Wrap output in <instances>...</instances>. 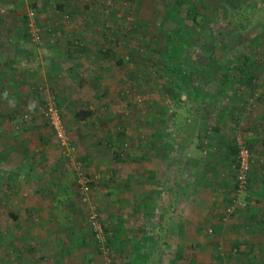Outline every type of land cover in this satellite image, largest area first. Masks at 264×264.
Here are the masks:
<instances>
[{
  "label": "rangeland",
  "instance_id": "1",
  "mask_svg": "<svg viewBox=\"0 0 264 264\" xmlns=\"http://www.w3.org/2000/svg\"><path fill=\"white\" fill-rule=\"evenodd\" d=\"M94 1L112 55L88 58V70L66 84L63 74L44 82L37 60L24 53L9 61L16 84H0V264H66L65 251L79 264L90 257L106 264L88 224L91 208L113 242L110 264H169L196 255L193 247L207 238L219 246L201 257L228 264L233 242L250 235L247 216L264 214V0ZM55 3L0 0V49L20 45L29 10L41 28L60 18L75 30L76 19ZM53 99L75 149L70 160L42 115ZM79 111L92 115L79 121ZM238 140L253 158L248 190L234 202ZM75 165L97 179L90 203L79 198ZM168 194L173 223L187 214L195 228L185 244L178 228H159ZM258 220L264 224V216Z\"/></svg>",
  "mask_w": 264,
  "mask_h": 264
},
{
  "label": "crops",
  "instance_id": "2",
  "mask_svg": "<svg viewBox=\"0 0 264 264\" xmlns=\"http://www.w3.org/2000/svg\"><path fill=\"white\" fill-rule=\"evenodd\" d=\"M60 0H56L57 3H55L56 8L62 7L63 9H58L61 12H67L76 19L75 21V30H72V27H66L63 25L60 21V18H58V22L53 19L51 22L48 20H44L41 22L42 28L48 29L51 23L52 26L49 29H54L55 32V39L51 38L50 30L48 29V33L43 34V40H44V46L41 48H35V49H29L27 48L30 46V39L25 35V32L20 34L18 37H16L17 42L20 43V45L13 47V49L6 48V49H0L1 54L5 55L4 60L0 63V84H16L15 74L18 72L14 69L13 66H10L9 61L13 60L15 58H23L26 53L29 55H33L34 58L37 60L40 69H42V78L43 81L46 82L47 80L51 81L55 78L56 75L63 74L66 77V84H70L71 80L73 79V75H75L76 72L79 71H86L88 70L86 67H88L87 60L88 58L91 59L93 56H97V58H100V55L103 56V53H106V50L104 48L106 46L107 41V34L101 33L100 27L98 29L99 24H101V19L103 18V14L101 11V5L96 3L94 0H91L90 4H79V3H73L70 1L63 0V2H59ZM62 1V0H61ZM66 1V2H65ZM81 2V1H80ZM95 2V3H94ZM101 3V1H100ZM96 10L100 9L98 11L99 14H97V18H89L88 15L86 17L81 18L83 14L88 10ZM58 12V11H57ZM96 14L94 15L96 17ZM85 16V15H84ZM100 16V18H99ZM57 22V23H56ZM48 23V24H47ZM47 24V25H46ZM53 30V31H54ZM54 33V32H52ZM80 43L82 48H77V44ZM30 52V53H29ZM103 52V53H102ZM25 53V54H24ZM102 53V54H101ZM0 54V55H1ZM2 55V56H3ZM106 55L103 56L106 58ZM1 56V57H2ZM102 63L96 65L101 66ZM106 71V70H105ZM109 72V71H107ZM52 73V74H51ZM15 76V77H14ZM53 76V77H52ZM17 78V77H16ZM54 81V80H53ZM83 84V83H81ZM151 175H153V172H150ZM38 180V179H37ZM75 184V181H74ZM77 185V183L75 184ZM74 185V187H75ZM27 194H25L26 196ZM174 199V196L172 194H168L166 196V204L165 209L163 210V218L165 220L164 226H159V228L164 227L163 229H166V232L168 228L169 230H173V227L178 228L180 233L181 242L182 239L186 237V233H188L189 230H194L195 228L193 226H190L189 219L187 218V214L185 215L186 218H183L184 215H182L181 218H172L173 216V209L171 208L170 204L171 201ZM183 199H186V196L183 194H180L176 197L175 201L177 203L180 202V204L183 202ZM175 212H178L176 209ZM184 216V217H185ZM263 215L255 214L254 210L250 212V214L247 216V221H250L251 225L247 226L245 228V231L248 234H250L248 237L245 236L240 239L235 240L233 242L234 246H238V250L236 247H234V252L232 255L236 254L235 257L231 256L229 263L234 264H240L236 261L240 259L241 261H245V264H264V241L256 240L259 237L258 234H264L263 226L264 224L260 223V220L258 218H262ZM223 222V219H222ZM178 224V226L176 225ZM257 225H261L258 226ZM169 231V232H170ZM222 228H215V233L222 232ZM264 237V236H261ZM242 238V239H241ZM201 239V238H200ZM208 241V242H204ZM217 241L209 243L208 238L207 239H201L196 243V246L193 248L196 249L195 253H193V256L190 258L189 256H176V259H171L169 264H208L210 262L211 264H218L219 262L222 263V260L216 259L215 257L211 258L210 261L206 262L203 256V253L206 249H212L217 247ZM169 241H165L162 245L165 246V249L168 247ZM185 244V243H184ZM84 245H79L78 249L83 248ZM219 246V245H218ZM119 247V246H118ZM64 248V247H63ZM62 249V246H61ZM60 249V250H61ZM120 249V247H119ZM121 250V249H120ZM237 250V251H236ZM77 252H80L77 250ZM70 252H64L60 253V259L62 262H65L66 264H79L78 262H75L72 258V255H69ZM80 253H76L75 255H79ZM262 254V255H260ZM195 255V256H194ZM220 256V254H218ZM240 256V257H239ZM67 262L65 259H67ZM59 259V260H60ZM79 259V257H77ZM76 259V260H77ZM96 257L88 259L87 261L81 262L80 264H97ZM238 259V260H236ZM95 260V261H94ZM152 261V259H150ZM159 264H162V259L159 262Z\"/></svg>",
  "mask_w": 264,
  "mask_h": 264
},
{
  "label": "built area",
  "instance_id": "3",
  "mask_svg": "<svg viewBox=\"0 0 264 264\" xmlns=\"http://www.w3.org/2000/svg\"><path fill=\"white\" fill-rule=\"evenodd\" d=\"M4 14V10L0 9V16ZM26 27L28 29V33L30 36V41L35 46L43 45V32L38 23L37 13L35 10H29L26 15ZM67 19V17H66ZM51 38L54 39L55 34L51 35ZM55 42V41H54ZM143 100L138 98L136 103L141 105L143 104ZM42 115L49 124V127L54 133V136L59 144L60 150L62 151L64 157L68 160L71 159V156L75 152V149L72 147L68 135L65 131L61 111L58 107L57 102L55 100H50L42 110ZM27 117H25V120ZM126 146V145H125ZM124 146V147H125ZM237 150L238 154L236 157V163L233 166V170L235 172V194H234V202L235 199H240L241 196L246 193L248 184H249V174L251 171V164L253 155L247 145L240 140L237 141ZM123 157V153L121 154ZM75 170L77 171V187L79 198L82 203H90L91 195L96 189L97 179L90 178V176L86 175L80 165H75ZM233 202V203H234ZM228 214H232V208L227 210ZM88 224L91 229L93 238L97 244L99 251L106 259V264H110V253L111 249L107 245L106 241V233L105 228L100 222L99 215L95 208H91V212L88 216Z\"/></svg>",
  "mask_w": 264,
  "mask_h": 264
},
{
  "label": "trees",
  "instance_id": "4",
  "mask_svg": "<svg viewBox=\"0 0 264 264\" xmlns=\"http://www.w3.org/2000/svg\"><path fill=\"white\" fill-rule=\"evenodd\" d=\"M58 9H63L62 7H58ZM60 10V11H61ZM192 12L195 14L194 16L196 17V10H192ZM25 22H24V24H25V29H24V32H25V35H27V37L30 39V36H29V33H28V29H27V27H26V21H27V19L25 18V20H24ZM0 23H1V21H0ZM42 29V28H41ZM43 31V30H42ZM50 34L52 35L53 33H52V30H50ZM54 34H55V31H54ZM81 44L80 43H78L77 44V48H82L81 46H80ZM108 53H107V55H112V53L108 50L107 51ZM169 84H170V87L169 88H167V95L168 96H170L171 98H173V97H176L177 96V93H176V91H178V89H179V85L176 83V78H175V76L172 74L170 77H169ZM91 115H92V113L91 112H85V111H79L78 113H77V115H76V117H77V120H79V121H84V120H86V119H88L89 117H91ZM248 147V146H247ZM233 154L237 157V154H238V150H237V148L235 149V151H233ZM117 158H120L119 156H117ZM236 163V160H235V162H234V164ZM249 185V184H248ZM235 190V189H234ZM247 190H248V188H247ZM247 192V191H246ZM105 233H106V230H105ZM106 241H107V245L109 246V247H111V245H113V242L110 240V239H107V237H106ZM234 247H238V246H234ZM98 248V247H97ZM237 250H238V248H237ZM236 250V251H237ZM155 251V250H154ZM99 253L102 255V253L99 251ZM110 257H111V253H110Z\"/></svg>",
  "mask_w": 264,
  "mask_h": 264
}]
</instances>
